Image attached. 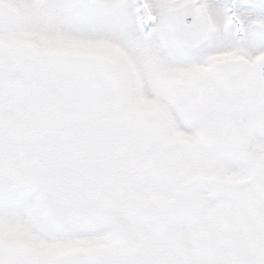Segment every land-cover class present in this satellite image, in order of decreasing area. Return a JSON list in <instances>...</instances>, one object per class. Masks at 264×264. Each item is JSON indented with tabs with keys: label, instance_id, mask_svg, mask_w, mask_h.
<instances>
[{
	"label": "snow or ice",
	"instance_id": "6c2138e0",
	"mask_svg": "<svg viewBox=\"0 0 264 264\" xmlns=\"http://www.w3.org/2000/svg\"><path fill=\"white\" fill-rule=\"evenodd\" d=\"M0 264H264V0H0Z\"/></svg>",
	"mask_w": 264,
	"mask_h": 264
}]
</instances>
